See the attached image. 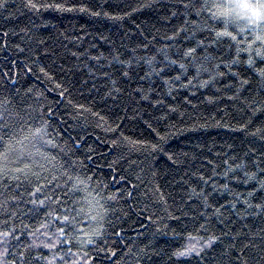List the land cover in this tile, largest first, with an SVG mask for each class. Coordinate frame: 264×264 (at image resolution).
Masks as SVG:
<instances>
[{"label": "trees", "instance_id": "trees-1", "mask_svg": "<svg viewBox=\"0 0 264 264\" xmlns=\"http://www.w3.org/2000/svg\"><path fill=\"white\" fill-rule=\"evenodd\" d=\"M34 2L73 10H30L27 0H6L0 7V152L8 142L48 158L42 161L47 171L34 169L40 180L21 175L0 183V203L8 198L7 215L0 208V231L8 219L16 235L24 232L19 241L0 244L9 264H20L21 251L24 264H49L53 255V264H264V208L255 207L264 203V190H257L264 173L250 179L258 171L253 161H264V132L249 134L264 129V89L256 71L264 60L256 54L261 42L252 43L255 33L240 32L245 25L239 21L229 30L243 43L229 38L212 43L208 29L221 28L205 10L198 19L203 32L189 28L177 34L187 27L188 0ZM199 3L210 6L213 0ZM200 40L204 46L197 47ZM189 47L196 48V60L182 56ZM172 60L188 64L187 74ZM193 63L209 71L193 79ZM243 80L250 83L241 87ZM78 105L104 119L81 115ZM74 183L79 191H71ZM41 184L43 190L30 195ZM157 185L166 203L153 195ZM33 199L45 204L34 205ZM47 211L75 217L73 229H66L71 244L60 237L56 248L43 246L54 242L59 219L47 237L27 235L52 219ZM97 229L102 236L93 237L94 244L81 243ZM210 236L219 239L199 255H175Z\"/></svg>", "mask_w": 264, "mask_h": 264}, {"label": "snow or ice", "instance_id": "snow-or-ice-1", "mask_svg": "<svg viewBox=\"0 0 264 264\" xmlns=\"http://www.w3.org/2000/svg\"><path fill=\"white\" fill-rule=\"evenodd\" d=\"M6 0H0V7H6ZM25 7L29 8L30 10H39L40 8L48 9V8H54L57 10H63V11H71L73 9L71 8H66L63 4H38L35 3L34 0H27V3L25 4ZM183 7L185 9V25L187 27H181L178 29L177 34L179 32H184L188 31L189 28L193 29V34L195 31H201L203 32L204 29L200 28L198 19L201 16V13L207 10L208 12L211 13L210 19L214 21L219 22V27L221 30L217 31L216 28H209L208 31L210 33H214L215 39L212 41V43H216L217 41L222 40L223 38H229L231 41L236 42L237 45L240 43H243L242 40H238L237 36L234 34L233 31L229 30L230 25H237L239 21L244 22V27H240L239 31L240 32H245L249 28L255 33V39L252 41V43H255L256 41L261 42V48L256 50L257 56L261 58V60H264V31H258V29H261V26H264V0H213V3L209 6L207 3H199V0H188L187 3L183 4ZM215 9V11H213ZM80 11H85L88 10L86 6H81L79 8ZM94 15H99V12L93 13ZM194 14L197 17V20H191L189 21L187 19L188 16ZM175 15V13L173 14ZM7 35V33H5ZM174 37H169V39H173ZM204 46V41L200 40L197 42V47H202ZM231 47V44L228 45ZM245 51H251V47L249 46V49H244ZM206 51V49H205ZM239 51V49H238ZM196 53V48L195 47H189L185 52L182 53V56L184 57H191L192 60H196V56L194 55ZM167 59V57H165ZM207 58V57H206ZM238 58L234 59L232 61L233 64L238 63ZM171 64H178L179 69L183 71V73L186 75L188 71V64L180 63L178 60H172L170 62ZM247 63L251 66L255 63L251 55L249 56V59ZM191 67L195 69V75L193 76V79H195L197 76L201 74V72H208L209 69L205 67L202 63H193L191 64ZM216 68H219V64L215 66ZM43 71V69H41ZM161 72L164 71L163 68L160 69ZM229 71H231V67H229ZM256 71L259 73V75L262 77V79L259 81L261 89H264V68L261 69H256ZM159 75V73H157ZM124 76H127L128 73L125 72L123 73ZM217 75H224L222 72H218ZM235 75V73L233 74ZM215 77H210V80L214 79ZM177 80L180 79L179 76L176 77ZM191 83V81H189ZM250 82L248 80H243L241 82V87H243L246 84H249ZM234 98V97H233ZM253 103H256L255 100H253ZM78 108L82 109L83 111L80 113L81 115H84L85 112L91 113L93 116L99 117L100 120H103L104 117L100 116L98 112H92L90 108H84L83 105H78ZM261 109L257 108L254 109L253 112L255 114L256 111H259ZM2 115V113H0ZM5 128H7V125H4ZM242 128H246V125H242ZM115 129H109V131H114ZM41 129H36V133L40 134ZM264 132V129H257L256 132H251L249 133L252 136L257 135V133ZM125 140L128 138L125 137ZM260 139L264 140V135L260 136ZM0 140H3V137H0ZM133 145L140 143L139 141H132L131 142ZM114 146H116V142L113 141ZM155 148V145H153ZM264 154V153H262ZM169 159H172L169 157ZM48 158L44 156L43 154H39V159L37 158L36 155H33V153L28 152L25 149H20L17 150L13 148V146L5 142L4 144V150L0 152V183H3L4 181H7L9 179L11 180H20L21 175L25 179H28L29 176H34L36 177L37 180L41 179V172L35 171V168H39L41 171H47L45 168V163L47 162ZM253 163L255 164L257 168V172H253L250 176V179L256 180L258 173H264V168L260 167V163H264V161H258L254 160ZM11 164H16L19 165L17 167H10ZM237 167H240V165H237ZM245 175L248 176L249 174L245 172ZM47 179V177H45ZM55 180L56 178L53 177ZM69 180L72 178L69 177ZM139 179V177H137ZM51 183V181H49ZM77 183L78 184H83V180H79L77 178ZM20 185L18 184L17 187ZM46 185L41 184L38 187H35L34 190L30 193V195L35 196L36 192H40L43 190V188ZM57 188L60 187L59 184L56 185ZM136 187V186H133ZM8 188V184H4V189L5 191ZM257 190H264V179L258 180L257 181ZM71 191H79L77 184H73V188ZM4 192H0V196H3ZM63 195L66 197L68 195L67 192H64ZM129 196H131V193H128ZM153 195H156L159 197V202L166 203L165 199V193L161 191L160 187L157 185L155 188V191L153 192ZM251 195V193L249 194ZM12 200H15L16 197H11ZM45 199H51L50 197H46ZM54 203H59V198L57 200L53 201ZM32 204L36 205L39 204L43 206L45 204V200H35L33 199L31 201ZM97 205H99V201L96 202ZM245 204L249 208L253 207L252 204L248 203V201H244ZM8 204V198H5L2 203H0V208L5 209L4 214L7 215V208L6 205ZM99 207L103 208V205H99ZM257 208H264V203L257 204L255 205ZM105 213L108 211V209H104ZM12 215H15V212L12 213ZM45 216L51 217V220H42L41 222L38 223V227H36L35 230H28L27 235L29 237H33L35 239H38L37 234L39 233L40 235H43L45 237L48 236V229L52 227V225L56 222L57 219H59L62 222V226L58 227L56 231L52 234L55 237L54 242L52 243H44L45 248L49 249H54L57 247L58 244L61 243L60 237H64L63 243L66 244H71L72 241L70 239H67L69 232L66 231L72 230L73 229V221L75 220V217H71L69 215H64L62 217H54L51 211L45 212ZM95 219V217H93ZM178 219V218H177ZM2 224L5 228V230L0 231V244H6L9 239H15L17 241L20 240V236L24 235V232H21L20 235H16V228L12 227L9 225V220L5 219L2 221ZM203 227V226H201ZM25 229H30L29 225H24ZM41 229H44L45 231L41 232ZM116 235H119V233H116ZM96 236H102V232L97 229L94 230L91 235L88 236L86 241H81V243H87V244H94L95 239L93 237ZM190 240L196 239L195 237H189ZM219 239V237L216 236H210L207 240L204 241L203 245H200L197 247L195 244H191L187 247H184L183 250L177 251L175 255L177 256H187L191 255L192 253H196L199 255L200 251H202L205 247L211 248L212 245ZM27 247H32V245H27ZM249 247L248 244L244 245V248ZM252 247H257L256 245H252ZM71 249L69 248V252ZM261 251H264L262 249ZM115 255V253H112ZM19 259H20V264H24V259H25V253L24 251L19 252ZM7 256H8V250L5 247L2 252H0V264H9L7 261ZM243 257V251L241 250L240 255L237 257V259H241ZM56 256L53 255L52 261H49V264H53V262L56 260ZM47 259V258H45ZM61 260H63V257H60ZM11 264H15V260L11 262ZM242 264H248V261L244 260Z\"/></svg>", "mask_w": 264, "mask_h": 264}, {"label": "rangeland", "instance_id": "rangeland-1", "mask_svg": "<svg viewBox=\"0 0 264 264\" xmlns=\"http://www.w3.org/2000/svg\"><path fill=\"white\" fill-rule=\"evenodd\" d=\"M262 27H264V26H262ZM263 30H264V28H263Z\"/></svg>", "mask_w": 264, "mask_h": 264}]
</instances>
